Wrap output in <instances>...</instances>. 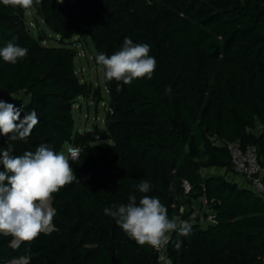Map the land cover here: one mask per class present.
I'll use <instances>...</instances> for the list:
<instances>
[{
    "label": "trees",
    "instance_id": "16d2710c",
    "mask_svg": "<svg viewBox=\"0 0 264 264\" xmlns=\"http://www.w3.org/2000/svg\"><path fill=\"white\" fill-rule=\"evenodd\" d=\"M33 7L59 44L31 33L29 9L0 3V48L12 41L28 49L16 64L0 58V100L22 108L21 120L32 110L39 117L26 140L0 135V152L75 144L80 161L70 160L77 179L53 195V229L18 248L0 235V264L25 254L27 264H162L156 248L138 245L104 215L130 195L157 197L170 219L192 225L188 236L169 234V264H264V196L237 179L226 145H255L264 165V0H40ZM86 35L97 54L120 50L125 37L147 43L157 66L151 79L130 85L103 73L105 127L81 132L76 97L104 101L101 88L75 72V45ZM5 92L24 97L6 101ZM142 180L148 193L136 187ZM188 200L209 210L205 222L182 210Z\"/></svg>",
    "mask_w": 264,
    "mask_h": 264
},
{
    "label": "clouds",
    "instance_id": "9594fccd",
    "mask_svg": "<svg viewBox=\"0 0 264 264\" xmlns=\"http://www.w3.org/2000/svg\"><path fill=\"white\" fill-rule=\"evenodd\" d=\"M0 3L28 10L40 0H0ZM150 50L149 44L134 43L125 37L120 50L111 55L100 53L95 59L102 66L106 81L130 85L137 79L152 78L157 61L149 55ZM27 54V48L12 41L0 48V58L10 64H16ZM22 111L0 100V135L9 140H26L31 135L39 124V117L32 110L21 120ZM67 152L66 155L45 144L38 146L35 152L25 151L22 155H13L10 150L0 152V165L3 166L0 170V235L11 236L18 244L32 242L52 228L53 195L77 179L70 160L80 161L79 150L70 148ZM136 187L140 193L151 190V184L145 180ZM103 211L129 239L141 246L159 249L169 243L172 232L182 236L191 234L192 225L170 219L167 208L154 196L143 195L137 201L136 195H130L126 204L105 207Z\"/></svg>",
    "mask_w": 264,
    "mask_h": 264
},
{
    "label": "rangeland",
    "instance_id": "374dc122",
    "mask_svg": "<svg viewBox=\"0 0 264 264\" xmlns=\"http://www.w3.org/2000/svg\"><path fill=\"white\" fill-rule=\"evenodd\" d=\"M25 25L30 29L31 33L35 37H39L44 34L46 40L45 44L58 45L57 41L59 35L55 33L43 20L42 16L38 13L35 7H32L24 13ZM79 39V38H78ZM81 39V38H80ZM78 50V55L75 58L76 74L81 80L93 83L94 86L100 87L104 101H98L95 95L78 96L72 105V113L75 119L76 131L83 132L84 130H91L95 126L101 128L105 127V116L109 105V94L103 81V68L98 65L95 57L98 55L96 48L89 35L78 41L75 45ZM3 93V92H2ZM6 101L17 102L24 96L10 95L4 93ZM21 96V98H20ZM67 155V150H62ZM182 210L188 213L191 219L200 218L202 222H205L204 213L209 210L204 207L201 200L186 201ZM168 257V256H167ZM170 260L168 259V262Z\"/></svg>",
    "mask_w": 264,
    "mask_h": 264
},
{
    "label": "built area",
    "instance_id": "2783aa9c",
    "mask_svg": "<svg viewBox=\"0 0 264 264\" xmlns=\"http://www.w3.org/2000/svg\"><path fill=\"white\" fill-rule=\"evenodd\" d=\"M226 145L231 154L233 169L237 173L239 179L241 178V181H243L245 185L251 187L257 194L264 196V165L259 160L256 146L253 144L242 146L240 142H228ZM70 148L78 149L80 154L81 149L78 145H67V150ZM184 187L186 192L191 188L187 181H185ZM208 218L213 220V215H209ZM52 229L53 226L49 231ZM22 243L23 242L18 244L15 243L11 237L10 245L12 247L18 248ZM166 249V245L157 249L159 251V260L162 264L170 263L168 262ZM29 259V254H25L19 257L9 258L4 264H27Z\"/></svg>",
    "mask_w": 264,
    "mask_h": 264
},
{
    "label": "crops",
    "instance_id": "0c3cea01",
    "mask_svg": "<svg viewBox=\"0 0 264 264\" xmlns=\"http://www.w3.org/2000/svg\"><path fill=\"white\" fill-rule=\"evenodd\" d=\"M237 177V179H239V177L238 176H236ZM239 181H241V178L239 179ZM242 183H243V181H241Z\"/></svg>",
    "mask_w": 264,
    "mask_h": 264
},
{
    "label": "water",
    "instance_id": "95a60500",
    "mask_svg": "<svg viewBox=\"0 0 264 264\" xmlns=\"http://www.w3.org/2000/svg\"><path fill=\"white\" fill-rule=\"evenodd\" d=\"M65 149H66V146L63 147V150H65Z\"/></svg>",
    "mask_w": 264,
    "mask_h": 264
}]
</instances>
